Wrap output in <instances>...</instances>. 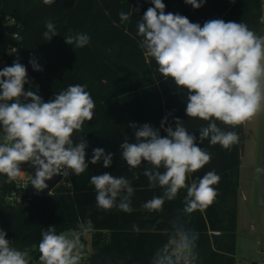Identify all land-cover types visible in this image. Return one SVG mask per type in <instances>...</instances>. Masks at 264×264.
I'll return each instance as SVG.
<instances>
[{"label":"clouds","instance_id":"1","mask_svg":"<svg viewBox=\"0 0 264 264\" xmlns=\"http://www.w3.org/2000/svg\"><path fill=\"white\" fill-rule=\"evenodd\" d=\"M194 9L206 0H184ZM46 5L56 0H43ZM137 22L138 44L146 57L157 65L165 80L186 93L185 113L188 118L207 122L199 136L190 132L184 121L171 113L161 120L159 128L149 123L131 122L133 140L125 138L119 145L121 160L129 170L143 166V176L149 188H160L142 207L149 212H162L166 201H174L181 190L186 191L182 214L190 216L210 206L218 195L216 185L221 177L208 171L202 177L193 174L203 169L212 154L200 145L207 140L230 150L239 143L236 129L264 112V35L257 34L243 22L211 19L193 23L179 13L165 11L163 0H151ZM139 12V9L136 8ZM132 13L120 12V21L130 20ZM44 41L59 35L53 22L48 21ZM65 43L83 48L90 43L84 33L64 35ZM34 71H42L35 57L30 58ZM26 85H30L27 89ZM178 92V91H177ZM179 93V92H178ZM95 101L86 85H69L56 92L47 102L31 87L27 67L16 59L0 70V175L16 180L22 165L35 169L30 184L37 192L48 188L46 181L59 175L83 174L90 165L112 166L114 154L105 149H92L83 132L85 122L95 115ZM162 132L164 134H162ZM264 173V168H257ZM133 173V179H139ZM90 184L95 192L96 207L104 211L113 208L132 211L135 188L125 176L110 172L93 175ZM166 241L155 251L151 264H197L199 233L185 226L177 216L170 221ZM94 231L91 219H78L70 231L57 232L47 226L38 243L39 264H82V238ZM7 233L0 228V264H31L30 252L12 246Z\"/></svg>","mask_w":264,"mask_h":264},{"label":"trees","instance_id":"2","mask_svg":"<svg viewBox=\"0 0 264 264\" xmlns=\"http://www.w3.org/2000/svg\"><path fill=\"white\" fill-rule=\"evenodd\" d=\"M163 2L166 13H179L201 26L211 19H223L243 22L257 34L264 32L262 0H206L199 9L184 0ZM152 6L151 0H56L51 5L43 0H0V52L17 45L6 66L19 59L27 67L31 87L34 90L38 86V94L46 102L69 85H86L95 101V115L91 122H85L83 132L75 135H85L89 160L96 147L114 154L110 168L90 165L83 174L69 176L70 185H58L52 193L35 196L29 205H0V225L7 230L6 238L13 247L28 250L30 261H39L38 243L47 226H56L59 233L74 229L78 219H91L93 252L86 264H151L155 251L167 239L170 221L179 216L187 228L199 233L197 264H237L240 140L230 150L212 146L207 140L200 145L212 154V159L193 178L214 170L221 179L215 186L218 195L214 202L190 216L182 214L185 190L174 201H166L162 212L145 210L143 203L161 195L162 190L149 188L143 166L129 170L120 158L119 145L125 138L134 139L133 129L128 127L131 122L159 128L161 120L171 113L169 122L180 118L197 137L207 123L186 116L184 90L176 89L170 79L165 80L155 61L139 47L137 22ZM120 12L132 13L130 20L122 23ZM5 17L18 25L9 24ZM48 21L54 23L59 35L44 41ZM69 32L87 34L90 43L83 48L66 44L64 35ZM32 57L42 71L33 70L29 63ZM218 125L226 131H237L241 138L242 126L231 129L219 122ZM103 172L131 180L135 193L130 213L96 207L90 178ZM134 172L140 174L139 179H133ZM13 186L0 175V191H10ZM210 230L220 233L210 234Z\"/></svg>","mask_w":264,"mask_h":264},{"label":"rangeland","instance_id":"3","mask_svg":"<svg viewBox=\"0 0 264 264\" xmlns=\"http://www.w3.org/2000/svg\"><path fill=\"white\" fill-rule=\"evenodd\" d=\"M242 127L245 143L241 155L235 253L239 264L257 257L264 242V173L256 172L257 168H264V112ZM82 243L85 257L90 256L93 252L91 233L82 238ZM85 263L83 260L82 264ZM31 264H39V261L33 260Z\"/></svg>","mask_w":264,"mask_h":264},{"label":"built area","instance_id":"4","mask_svg":"<svg viewBox=\"0 0 264 264\" xmlns=\"http://www.w3.org/2000/svg\"><path fill=\"white\" fill-rule=\"evenodd\" d=\"M5 21H7L9 24H17L14 19H10L9 17L4 18ZM18 25V24H17ZM15 38L19 37L18 33L14 34ZM17 51V45L14 44L12 45L6 52H0V70L3 69L7 65L8 58L13 56ZM23 171V170H22ZM31 174L27 171H24L20 177H18L16 180L13 181H8L9 183L13 184V188L10 191L3 192L0 191V205L2 203H7V204H13V205H19V204H24V205H29L31 200L35 196L43 195L46 193H52L53 190L58 186V185H70V177H62L61 181L59 184L53 189V190H47L45 189L42 192H37L34 188H32L30 184L31 180ZM0 228L6 231L1 225ZM210 234H219L220 231H209ZM8 234V233H7ZM7 237V236H6ZM89 259L88 257H85L84 259L86 260V263ZM85 263V264H86ZM237 264H239L237 262ZM242 264H264V242H262L259 250L257 257L250 258L243 262Z\"/></svg>","mask_w":264,"mask_h":264},{"label":"water","instance_id":"5","mask_svg":"<svg viewBox=\"0 0 264 264\" xmlns=\"http://www.w3.org/2000/svg\"><path fill=\"white\" fill-rule=\"evenodd\" d=\"M244 143H245V134H244L243 127H241L240 155L243 154ZM22 170L29 172L31 175H34V171H35V169L33 167H30L27 164L22 165ZM61 179H62V176L57 175V176L53 177L52 180L46 181V183L48 184L47 190H53L59 184Z\"/></svg>","mask_w":264,"mask_h":264},{"label":"crops","instance_id":"6","mask_svg":"<svg viewBox=\"0 0 264 264\" xmlns=\"http://www.w3.org/2000/svg\"><path fill=\"white\" fill-rule=\"evenodd\" d=\"M95 214V216L97 215V213H94ZM91 235H92V237H93V232L91 233Z\"/></svg>","mask_w":264,"mask_h":264}]
</instances>
